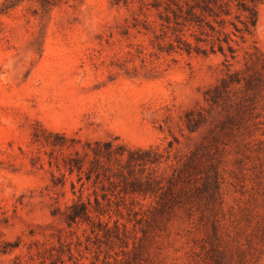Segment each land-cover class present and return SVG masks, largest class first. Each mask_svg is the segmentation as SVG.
I'll use <instances>...</instances> for the list:
<instances>
[{"label":"rangeland","instance_id":"obj_1","mask_svg":"<svg viewBox=\"0 0 264 264\" xmlns=\"http://www.w3.org/2000/svg\"><path fill=\"white\" fill-rule=\"evenodd\" d=\"M161 33L156 10L137 0H60L47 11L38 0H22L0 10V250L18 242L0 251V264H40L58 238H78L81 260L89 264L104 240L101 232L95 238L90 224L68 227L62 220L61 212L79 197L80 182L75 173L48 164L50 148L32 137L36 124L81 141L117 138L135 147L163 149L175 137L167 164L201 140L206 127L187 131L183 115L206 105L202 92L223 74L224 57L218 51L160 50ZM255 45L264 50V3L252 35L230 60L232 68ZM257 112L238 145L223 152L221 213L241 243L259 242L252 264H264V107ZM63 172L64 184L54 185ZM90 192L84 190L82 199ZM197 215L180 211L166 228L155 227L149 241L141 240L147 244L143 263L205 264ZM116 217L112 212L110 226ZM119 222L129 248L133 237L154 227L125 209ZM120 249L101 243L99 259L106 251L121 257Z\"/></svg>","mask_w":264,"mask_h":264},{"label":"trees","instance_id":"obj_2","mask_svg":"<svg viewBox=\"0 0 264 264\" xmlns=\"http://www.w3.org/2000/svg\"><path fill=\"white\" fill-rule=\"evenodd\" d=\"M20 1L4 0L0 10ZM38 1L41 9L47 11L60 0ZM121 1L126 2L114 0ZM137 1L156 10L161 21L158 49L201 54L218 51L224 57L223 74L202 92L206 105L189 108L183 115L187 131L201 127H206V131L189 153L167 164L175 137L163 149L135 147L117 138L81 141L79 137L36 124L32 137L50 148L48 164L68 174L75 173L80 182L79 197L61 212L62 220L68 227L90 224L96 239L102 233L104 240L96 244L94 259L89 264H144L147 244L141 241L143 238L149 241L156 228H166L180 211L188 216L197 213V229L203 233L201 260L205 264H252L259 242L246 238L241 243L223 222L221 164L225 147L238 145L239 137L249 131L251 121L258 117V107H264V50L255 45L251 51H244L243 63L238 68H232L230 62L236 58L240 43L252 35L258 7L264 0ZM64 172L62 179L53 178L54 185L64 184ZM70 185L74 191V182ZM89 188L91 192L83 200L82 194ZM123 209L140 214L147 225L154 224L152 229L142 230V237L132 238L131 248L126 226L119 222ZM112 212L117 217L110 226ZM104 215L107 220L102 219ZM101 243L108 249L118 245L122 256L106 251L99 259ZM7 246L17 247L18 242L6 243L0 251L6 252ZM80 246L78 238L74 243L58 238V246L47 249L48 255L43 256L40 264H86L81 260ZM83 249L89 250L88 244Z\"/></svg>","mask_w":264,"mask_h":264}]
</instances>
